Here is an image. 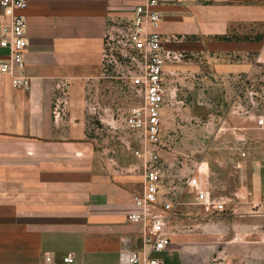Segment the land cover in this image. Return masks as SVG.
Instances as JSON below:
<instances>
[{"label":"crops","instance_id":"1","mask_svg":"<svg viewBox=\"0 0 264 264\" xmlns=\"http://www.w3.org/2000/svg\"><path fill=\"white\" fill-rule=\"evenodd\" d=\"M147 1L29 0L31 88L14 89L0 74V264H47L48 255L61 264L66 253L78 264H122L143 248L147 229L129 219V175L99 162L87 129L96 98L104 90L111 98L107 34ZM157 1L164 49L178 56L165 84L187 56L216 80L250 78L264 64V40L253 38L264 26V0ZM7 54L0 48V61ZM239 194L247 210L264 209V190L251 181ZM256 222L237 218L238 242L223 251L169 230L173 244L160 256L168 264H264Z\"/></svg>","mask_w":264,"mask_h":264},{"label":"rangeland","instance_id":"2","mask_svg":"<svg viewBox=\"0 0 264 264\" xmlns=\"http://www.w3.org/2000/svg\"><path fill=\"white\" fill-rule=\"evenodd\" d=\"M258 32L253 38L264 40V26ZM120 60L111 73V98L104 90L89 117L87 133L99 162L129 175L135 196L143 192V163L156 155L162 193L175 199L169 230L223 251L238 242L237 218L251 216L257 221L255 244L264 247V209L247 210L239 194L249 181L264 190V64L250 78L216 80L199 58L185 57L166 76L161 143L153 147L124 125L143 98L126 78L129 64ZM137 150L144 159L135 156ZM200 190L208 202L197 199Z\"/></svg>","mask_w":264,"mask_h":264},{"label":"built area","instance_id":"3","mask_svg":"<svg viewBox=\"0 0 264 264\" xmlns=\"http://www.w3.org/2000/svg\"><path fill=\"white\" fill-rule=\"evenodd\" d=\"M29 0H0L1 27L0 48L8 54L0 61V74L11 79L14 89L28 91L30 79L26 73L25 55L29 47L27 38V17ZM157 0H148L135 8L129 19L120 21L118 28L108 33L103 52V76L113 80L111 75L120 58L129 64L126 78L132 88L142 94L141 105L132 107L124 119L126 129L142 135L144 141L153 147L161 143L163 110L166 103V68L178 56L164 49L165 39L160 32L162 17L157 9ZM135 156L144 159L145 154L135 151ZM245 156V154H243ZM157 156L144 164L143 192L133 197L136 211L129 219L147 229L143 248L131 251L122 264H168L161 258L172 246L169 223L175 215V199L162 193L163 176L156 166ZM197 199L208 202L207 193L200 190ZM52 256L45 257L47 264ZM61 264H78L73 253H66Z\"/></svg>","mask_w":264,"mask_h":264}]
</instances>
